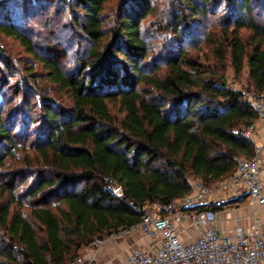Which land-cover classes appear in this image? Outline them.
I'll return each instance as SVG.
<instances>
[{
	"label": "trees",
	"instance_id": "16d2710c",
	"mask_svg": "<svg viewBox=\"0 0 264 264\" xmlns=\"http://www.w3.org/2000/svg\"><path fill=\"white\" fill-rule=\"evenodd\" d=\"M35 1L42 9L54 2L56 12L68 8L74 27L94 45L88 70L65 72L59 42L46 46L53 57L41 55L12 18L18 12L8 5L17 1L0 0V8L5 7L0 29L18 38L48 69V78L72 98L69 107L46 97L41 100L44 143L37 151L42 161L30 172L36 175L29 194L34 220L14 207L22 206L14 189L10 198L0 200L4 230L0 264H69L82 247L139 224L144 211L156 202L167 204L191 192L189 177L213 184L230 176L240 157L255 155L246 129L256 113L219 70L205 74L200 58L183 47L184 9L173 12L172 29L180 38L177 48L166 50L163 71L154 63L148 72L153 59L142 25L155 11L153 0H121L108 27L109 0ZM209 1L179 0V7L184 5L197 19ZM228 3L221 32L214 37L209 31L204 40L214 45L220 67L229 55L240 74L246 60L253 91L262 93L264 0ZM28 13L25 7L19 16ZM243 29L248 31L246 37ZM111 105L122 118L112 113ZM0 143H6L0 157L3 166L16 142L1 110ZM117 185L121 194L114 192ZM208 207L223 209L215 203Z\"/></svg>",
	"mask_w": 264,
	"mask_h": 264
},
{
	"label": "rangeland",
	"instance_id": "374dc122",
	"mask_svg": "<svg viewBox=\"0 0 264 264\" xmlns=\"http://www.w3.org/2000/svg\"><path fill=\"white\" fill-rule=\"evenodd\" d=\"M16 1L14 6L13 3H8L9 8L18 12L14 15L16 19L12 18L20 30L32 38L37 51L41 55L53 57V53L47 51L46 46L59 42L60 50L64 52L60 54L59 60L65 72L72 74L78 70H88L87 63L92 59L90 50L94 43L74 27L68 8L56 12L54 2H48L50 4L49 9H42L38 6L40 3L35 0ZM120 1L109 0L106 3L105 13L108 19L105 25L107 27L111 26L113 9ZM31 2L37 5H32ZM42 2L47 4L45 0ZM153 2L156 7L155 11L144 20L142 25L144 37L151 49L149 59H153L146 69L148 72L153 71L152 64L154 63L160 64L163 71L165 60L162 58L166 50L172 47L177 48L178 45L175 44H178L180 38L172 29L173 12L175 9L182 8L184 9L182 14L185 17L182 20V27L186 28L183 29L184 31L182 30L183 34L180 35L185 40L183 47L192 56L200 58L204 64L205 74H210L212 70H219L220 74H223L227 79L230 87L241 90L246 98L253 94L247 61L245 60L240 74H236L229 55L225 59L223 67H220L212 51L214 45L208 44L204 40L209 31L212 32L214 37L218 36L222 27L226 24L224 17L230 11L228 0H210L208 4H205L206 12L204 15H198L197 19H195L191 10L185 8L184 5L179 7V0H153ZM55 3L58 2L55 1ZM25 7L26 9L28 7L29 13L20 17V13L25 12ZM3 10H5V7L0 8V23L2 24L5 20ZM259 11L258 9L257 12L260 13ZM34 13L36 14L32 15ZM262 16L264 17V13H262ZM247 33V30H242L244 37ZM0 71L5 74L4 79L0 74V110L4 122L12 131L16 142V149L12 148V155L7 156L5 165L0 166V200L10 198L11 190L14 189L16 196L22 203V206L14 204V207H17L30 219L34 220L30 215V202L33 197L29 194L36 175L30 172H32L33 167L41 166L42 161L37 151V147L44 143L42 137L44 110L42 109L41 100L46 97L57 105L69 107L72 105V98L67 89L48 78V69L34 54L27 50L18 38L7 35L1 29ZM111 107L112 113L118 118H122L123 115L118 112V108L113 105ZM5 145L6 143H0V157L4 154ZM189 178L191 182L192 177ZM12 179L15 180L13 188L10 183ZM204 185L213 188L216 184ZM1 193L4 195H1ZM249 201L250 198L244 200L245 203ZM222 205L224 211L237 207L232 203L225 202H222ZM3 233L4 230L0 229V240L3 238ZM132 235H137V233L128 234L122 231L119 236L112 237L109 235L105 238L107 241L108 239L117 238L115 245L118 247L119 252L118 255L116 254V261L122 262L130 253V248L127 247L128 245H123V242ZM95 247H98L95 243L82 247L78 251L76 259L69 262V264L76 261L81 262L80 259L85 260L93 253Z\"/></svg>",
	"mask_w": 264,
	"mask_h": 264
},
{
	"label": "built area",
	"instance_id": "2783aa9c",
	"mask_svg": "<svg viewBox=\"0 0 264 264\" xmlns=\"http://www.w3.org/2000/svg\"><path fill=\"white\" fill-rule=\"evenodd\" d=\"M248 99L257 118L264 120V92L254 91ZM252 128L251 125L246 131L247 136ZM259 152L256 150L251 158L240 157L235 171L217 181L213 188L205 186L200 178H193L191 192L167 204L156 202L146 209L139 224L122 231H140L151 244L134 247L125 264H264V219L256 218L247 227L225 231L218 226L219 212L208 207L209 200L217 202L222 195L242 193H248L257 204H264ZM114 192L121 194V186H115ZM204 205V209L198 208ZM189 226L198 231L193 239L181 235L180 230ZM122 231L110 236H119ZM104 241L96 240L98 247L91 256L71 264H94Z\"/></svg>",
	"mask_w": 264,
	"mask_h": 264
},
{
	"label": "crops",
	"instance_id": "0c3cea01",
	"mask_svg": "<svg viewBox=\"0 0 264 264\" xmlns=\"http://www.w3.org/2000/svg\"><path fill=\"white\" fill-rule=\"evenodd\" d=\"M253 128L251 129L248 137L252 140V142L255 144L256 150H260L259 156L261 159L262 164V176L264 180V120L256 118L254 123L252 124ZM250 128V126L246 129V131ZM255 150V153H256ZM193 179V178H192ZM191 185V182H190ZM246 198H250L248 193H242L239 195L234 196H224L222 195L218 201L212 202V200H209L210 204H222V202L225 203H232L234 204L235 208L226 210L224 209L219 210V220H218V226L220 229L228 231L231 229H234L237 226H249L253 223V221L256 218L264 219V204H257L254 202L251 198L250 201L245 203L244 200ZM182 233V237H185L187 235H190L193 238H195L196 235H198V231L193 226H189L185 231L180 230ZM137 233V235H132L131 237L126 238L123 243V245H128L127 247L131 250L136 246H146L151 244V242L145 238L140 231H133V232H127L128 234ZM117 238L108 239V241L105 239L104 244L101 246L100 251L97 254L96 260L94 264H125V260L128 257L130 253L123 259L122 262L116 261L117 255H118V247L115 245V241ZM189 240V239H187ZM97 247H95L93 250L95 251ZM93 251V252H94ZM93 254V253H92ZM90 254L89 256H91ZM117 254V255H116ZM88 256V257H89Z\"/></svg>",
	"mask_w": 264,
	"mask_h": 264
}]
</instances>
